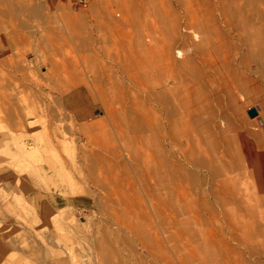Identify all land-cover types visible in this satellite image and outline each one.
Masks as SVG:
<instances>
[{
	"label": "rangeland",
	"instance_id": "374dc122",
	"mask_svg": "<svg viewBox=\"0 0 264 264\" xmlns=\"http://www.w3.org/2000/svg\"><path fill=\"white\" fill-rule=\"evenodd\" d=\"M0 264H264V0H0Z\"/></svg>",
	"mask_w": 264,
	"mask_h": 264
},
{
	"label": "crops",
	"instance_id": "0c3cea01",
	"mask_svg": "<svg viewBox=\"0 0 264 264\" xmlns=\"http://www.w3.org/2000/svg\"><path fill=\"white\" fill-rule=\"evenodd\" d=\"M137 50V49H136ZM137 52V51H136ZM137 53H139V52H137ZM226 78L224 79V81H223V83H225V86L226 87H228V89H227V96H231L232 94H230L229 92H228V90L230 89V87L232 86V84H233V78L232 77H229V76H225ZM66 83V86H68V85H70V83L69 82H65ZM80 83V82H79ZM73 85H75V84H73ZM177 100V99H176ZM176 102H179V101H176Z\"/></svg>",
	"mask_w": 264,
	"mask_h": 264
},
{
	"label": "water",
	"instance_id": "95a60500",
	"mask_svg": "<svg viewBox=\"0 0 264 264\" xmlns=\"http://www.w3.org/2000/svg\"><path fill=\"white\" fill-rule=\"evenodd\" d=\"M249 113L251 116H254L258 113V110L255 106L249 108Z\"/></svg>",
	"mask_w": 264,
	"mask_h": 264
},
{
	"label": "bare ground",
	"instance_id": "6f19581e",
	"mask_svg": "<svg viewBox=\"0 0 264 264\" xmlns=\"http://www.w3.org/2000/svg\"><path fill=\"white\" fill-rule=\"evenodd\" d=\"M144 41V40H143ZM221 98V97H220ZM232 125V124H231Z\"/></svg>",
	"mask_w": 264,
	"mask_h": 264
}]
</instances>
